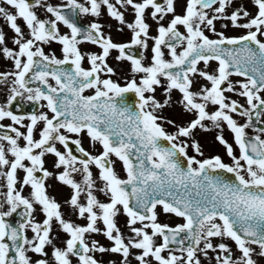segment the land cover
<instances>
[{"label":"snow or ice","instance_id":"snow-or-ice-1","mask_svg":"<svg viewBox=\"0 0 264 264\" xmlns=\"http://www.w3.org/2000/svg\"><path fill=\"white\" fill-rule=\"evenodd\" d=\"M0 62V264H264V0H0Z\"/></svg>","mask_w":264,"mask_h":264},{"label":"flooded vegetation","instance_id":"flooded-vegetation-1","mask_svg":"<svg viewBox=\"0 0 264 264\" xmlns=\"http://www.w3.org/2000/svg\"><path fill=\"white\" fill-rule=\"evenodd\" d=\"M81 22H82V23H86L87 21H86V20H82ZM113 37H114V39L120 40V39H124V38H126V35H125V36H122V35H120V34H116V33H114V34H113ZM88 47H92V46L89 45ZM4 67H5V65L3 64V62H0V70H2ZM233 79H236V77H234ZM2 90H3V88H2V86H0V92H2ZM0 99H2V96H0ZM25 107L28 108L29 110H31V105H26ZM203 138L206 140V142H207L208 145H209L207 151H208V152H213V153H215V152H219V153L222 155V157L225 159V161L227 162L228 158L224 155V152H223L222 147L219 146V145L213 144L211 134H207V135H206L205 137H203ZM84 146H85L86 148L89 147V145H88L87 143H85ZM46 166H47V165H46ZM49 191L52 192V193H55V194L57 195V198H58V199L61 198L64 194H66V190H64V191L62 192V191H61L58 187H56V186H53V188L49 189ZM121 219H123V218H121ZM96 238L99 239L101 243H106V241H105L103 238H101V237H96Z\"/></svg>","mask_w":264,"mask_h":264},{"label":"rangeland","instance_id":"rangeland-1","mask_svg":"<svg viewBox=\"0 0 264 264\" xmlns=\"http://www.w3.org/2000/svg\"><path fill=\"white\" fill-rule=\"evenodd\" d=\"M240 30H233V34H238Z\"/></svg>","mask_w":264,"mask_h":264}]
</instances>
